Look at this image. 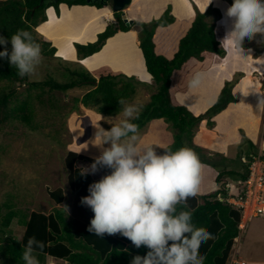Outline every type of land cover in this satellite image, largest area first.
Listing matches in <instances>:
<instances>
[{"label":"rangeland","instance_id":"1","mask_svg":"<svg viewBox=\"0 0 264 264\" xmlns=\"http://www.w3.org/2000/svg\"><path fill=\"white\" fill-rule=\"evenodd\" d=\"M208 2L133 0L125 12L137 24L132 23L129 32L118 31L107 39L99 52L83 60L77 59L73 42L93 41L106 23L116 24L117 17L111 14L110 7L96 9L62 4L58 13L52 7L47 10V21L40 23L36 31L40 36L51 39L57 50L52 57L41 53L35 72L28 75L29 80L40 81L53 77L57 82H66L70 79L68 69L94 71L108 65L113 71L124 72L128 77L124 81L130 79L135 84V93L125 100L117 114L108 115L98 111L96 106H84L81 103L82 95L91 89L89 86H80L64 93L51 92L47 90L48 87H44L45 90L32 91L28 98L23 85L16 84L21 94L19 102L28 99L32 105L31 125L34 129L15 118H0V214L6 212L2 207L6 201L25 213H48L54 207L69 211L73 192L67 181L65 156L69 151L94 159L100 156L110 144L97 147L92 143L97 121L106 131L122 120L130 122L158 89L143 63L138 25L150 27L167 8L177 17L178 23L183 19H192L198 13H206L205 20L216 26L222 42V53L211 57L213 65L202 72L204 78L201 85L179 95L178 103L191 115L200 116L213 106L226 84L231 86L234 99L227 108L205 116L193 128L191 140L184 139L185 146L193 149L203 166L202 183L197 196L215 189L226 179L233 181L235 175H225L219 183L217 176L221 172L232 170L243 174L246 171L240 161L239 148L242 147L241 154H248L254 153L256 148L260 150L264 145V40L257 34L253 40L245 42L243 51L238 50L227 38L234 27V21L227 17L234 0ZM5 84L6 81H0V87ZM128 104L140 106L133 117L124 116V108ZM134 135L137 138L135 141L130 139L133 135H129L122 138V142L138 146L148 143L158 154H163L174 140L173 129L164 120L149 122ZM253 144H256L255 151ZM77 165L83 169L90 166L84 161ZM92 175L102 176L98 172ZM57 188L64 191L65 199L60 204L55 203L48 194L49 190ZM10 227V235L20 238L24 226L18 219H14ZM0 238L3 243L7 242L2 234ZM237 245L238 256L245 264H264V219L254 218ZM30 255L39 264H66L33 251H30ZM0 260L3 261L1 254Z\"/></svg>","mask_w":264,"mask_h":264},{"label":"trees","instance_id":"2","mask_svg":"<svg viewBox=\"0 0 264 264\" xmlns=\"http://www.w3.org/2000/svg\"><path fill=\"white\" fill-rule=\"evenodd\" d=\"M133 1V0H132ZM131 1V2H132ZM89 6L96 9L110 7L106 0H0V36L6 43L0 45V51L7 48L9 55L12 51L11 36L18 30L30 33V42L38 44L44 56L52 57L57 48L52 40L40 36L36 27L47 21V10L54 8L58 13L61 5ZM116 24H107L104 30L96 34L93 41L86 43L73 42V48L78 60L99 52L107 39L118 31L128 32L132 25L127 26L119 12ZM206 13H198L192 19H183L178 23L177 17L167 8L150 27L139 24V48L143 56L144 66L151 79L157 84V90L150 95L149 102L141 112L130 122L137 126V131L147 123L164 120L169 123L174 132L173 143L166 150H175L185 146V137L191 140L193 128L207 115L215 114L234 101L231 86L226 84L217 97L213 106L200 116L191 115L188 110L178 103L177 97L185 94L191 87L189 81L194 73L204 72L212 67V56L222 53L221 37L215 25L205 20ZM69 80L57 82L53 77L45 80H29L28 75L21 77L15 65L10 64L8 57L0 58V81H6L0 89V118L17 119L19 122L34 129L32 122V105L28 99L21 100V94L16 84L23 85L28 98L36 89L67 92L80 86H89L80 98L84 106H96L98 111L108 115L117 114L123 103L135 93V84L121 71H113L108 65L89 71L68 69ZM39 97V95H38ZM135 133H129L134 135ZM254 149V146H252ZM242 147L239 154L242 156ZM254 151V150H253ZM252 152H248L251 154ZM80 161L91 165L95 162L92 157L83 156L75 151L67 152L64 166L68 172L67 181L73 197L69 211L54 207L50 212H23L11 202L6 201L2 207L6 212L0 214V254L3 264H26L23 259L28 251L29 239L35 237L30 251L49 256L54 261L66 264H132L135 256L144 257L150 251L146 246L136 248L132 242L120 235H105L103 238L88 231L90 220L94 213L80 203L81 197L88 195V186L93 181L110 173L111 169L98 165L101 177L90 174L82 176L84 170L78 166ZM225 175L245 174L236 171H223L217 176L220 183ZM221 185L205 192L187 202L181 200L170 215L188 214L192 216V227L196 231L205 230L211 234L200 249L205 257V264H227L233 239L237 235L240 213L230 205L215 199ZM49 197L60 204L64 201V191L61 188L48 191ZM14 219L24 226L20 238L10 235L11 223ZM9 234V235H8ZM190 238V237H186ZM171 243V242H169ZM238 257V251L236 252ZM239 258V257H238Z\"/></svg>","mask_w":264,"mask_h":264},{"label":"clouds","instance_id":"3","mask_svg":"<svg viewBox=\"0 0 264 264\" xmlns=\"http://www.w3.org/2000/svg\"><path fill=\"white\" fill-rule=\"evenodd\" d=\"M227 17L234 21L227 38L238 50L243 51L245 42L253 40L257 34L264 40V0H234ZM5 43L4 37L0 36V45ZM11 45V54L5 48L0 51V58L8 57L21 77L34 73L35 65L40 62L41 48L30 42V33L18 30L11 36ZM203 78L202 72L194 73L189 87H199ZM121 103L124 101L121 100ZM139 109L137 104H128L124 108V116L133 117ZM98 121L92 143L97 147L110 144V147L104 149L94 163L85 167L81 175L95 174L98 165L106 166L111 171L90 183L88 195L81 197L80 203L94 213L88 231L101 238L119 233L136 248L146 246L150 249L144 257L135 256L132 264H205L200 249L211 238V234L205 230L196 231L192 227L191 215H170L175 212L174 206L178 202L195 199L200 192L203 166L193 149L181 146L158 154L151 144L138 146L122 142V138L128 137L129 133L137 132L134 123L122 120L106 131ZM130 139L135 141L137 138L133 135ZM257 152L256 148L254 153L240 156V161L246 167L243 173L246 177L248 164L242 158L246 156L249 159ZM233 177V181L246 179L238 175ZM226 182L232 181L226 179L221 184L216 200ZM34 242L35 237L29 239V250L23 257L26 264H39L30 255ZM0 264H3L2 260Z\"/></svg>","mask_w":264,"mask_h":264},{"label":"built area","instance_id":"4","mask_svg":"<svg viewBox=\"0 0 264 264\" xmlns=\"http://www.w3.org/2000/svg\"><path fill=\"white\" fill-rule=\"evenodd\" d=\"M248 164V176L245 180L226 182L223 192L217 195V200L226 202L240 212L238 234L233 239L229 264H245L236 256L238 241L253 218H264V145L249 159L242 158Z\"/></svg>","mask_w":264,"mask_h":264},{"label":"water","instance_id":"5","mask_svg":"<svg viewBox=\"0 0 264 264\" xmlns=\"http://www.w3.org/2000/svg\"><path fill=\"white\" fill-rule=\"evenodd\" d=\"M106 1L111 2L112 12L113 13L119 12L121 14V19L127 26H130L133 23V20L129 18L125 12V8L131 3L132 0H106Z\"/></svg>","mask_w":264,"mask_h":264},{"label":"crops","instance_id":"6","mask_svg":"<svg viewBox=\"0 0 264 264\" xmlns=\"http://www.w3.org/2000/svg\"><path fill=\"white\" fill-rule=\"evenodd\" d=\"M127 9H129V7H128ZM128 17H129V16H128ZM130 18H131V17H130ZM107 21H109V20H107ZM106 25H107V23L105 24V26H106ZM105 26L103 27L102 30H100V31H98V32H102V31L104 30ZM98 32H97V33H98ZM128 32H129V31H128ZM131 32H132V31H131ZM97 33H96V34H97ZM117 33H119V32H117ZM117 33H116V34H117ZM116 34H115V35H116ZM120 34H121V33H120ZM123 34H124V33H123ZM115 35H114V36H115ZM95 38H96V35H95ZM141 54H142V53H141ZM142 57H143V56H142ZM143 63H144V60H143ZM253 146H254V148H255L256 144H253ZM253 219H254V218H253ZM253 219H252V220H253ZM252 220H250V221L248 222L247 225H249V223H250ZM238 254H239V252H238ZM48 257H49V256H48ZM238 257H239L240 260H243V259L241 258L240 255H239ZM243 261H244V260H243ZM244 262H245V261H244ZM227 264H229V263L227 262Z\"/></svg>","mask_w":264,"mask_h":264}]
</instances>
